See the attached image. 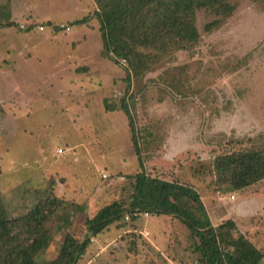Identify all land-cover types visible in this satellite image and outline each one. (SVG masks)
<instances>
[{
	"label": "rangeland",
	"instance_id": "rangeland-1",
	"mask_svg": "<svg viewBox=\"0 0 264 264\" xmlns=\"http://www.w3.org/2000/svg\"><path fill=\"white\" fill-rule=\"evenodd\" d=\"M230 2L229 16L196 11L197 44L139 49L131 72L104 51L96 0H0V190L11 219L47 205L38 264L105 206L129 208L142 170L194 188L214 227L234 221L264 256V180L236 191L213 171L220 153L264 147V0ZM48 22L62 26L37 30ZM124 101L143 169L128 117L106 108ZM198 244L173 216L127 215L78 264H203Z\"/></svg>",
	"mask_w": 264,
	"mask_h": 264
},
{
	"label": "trees",
	"instance_id": "trees-1",
	"mask_svg": "<svg viewBox=\"0 0 264 264\" xmlns=\"http://www.w3.org/2000/svg\"><path fill=\"white\" fill-rule=\"evenodd\" d=\"M230 1L96 0V16L100 23L104 51L113 60L127 62L129 70L135 71L133 59L141 57L139 49L167 52L171 48H191L200 40L195 25L196 11L211 9L223 17L229 16L234 10ZM86 22L87 19H84L77 24L84 25ZM220 24V20L213 21L205 30L213 31ZM36 26L37 30L43 26L44 30L58 31L62 25L48 22ZM106 108L109 112L122 110L128 117L132 142L143 169L136 126L127 104L124 101L121 107L106 105ZM213 171L219 185L231 186L236 191L256 185L264 180V147L220 153L214 158ZM134 179L135 192L129 208L119 201L105 206L94 218L86 221L88 231L85 239L78 240L67 235L58 256L41 264H78L90 246L92 237L125 220L127 215L136 220L144 213L173 216L186 225L200 241L196 248L200 263L263 264V253L237 231L234 221L227 220L217 227L213 226L201 196L194 188L177 181L153 178L143 170ZM46 207V204L37 205L27 215L11 219L0 190V264H38L39 258L53 240L52 231L47 229L50 215Z\"/></svg>",
	"mask_w": 264,
	"mask_h": 264
},
{
	"label": "built area",
	"instance_id": "built-area-1",
	"mask_svg": "<svg viewBox=\"0 0 264 264\" xmlns=\"http://www.w3.org/2000/svg\"><path fill=\"white\" fill-rule=\"evenodd\" d=\"M39 29H40L41 31H43V30H44V27H43V26H41Z\"/></svg>",
	"mask_w": 264,
	"mask_h": 264
}]
</instances>
